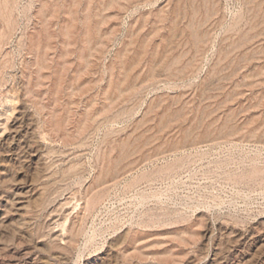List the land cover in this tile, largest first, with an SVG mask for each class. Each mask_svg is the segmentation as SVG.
<instances>
[{
    "label": "rangeland",
    "instance_id": "rangeland-1",
    "mask_svg": "<svg viewBox=\"0 0 264 264\" xmlns=\"http://www.w3.org/2000/svg\"><path fill=\"white\" fill-rule=\"evenodd\" d=\"M0 264H264V0H0Z\"/></svg>",
    "mask_w": 264,
    "mask_h": 264
}]
</instances>
